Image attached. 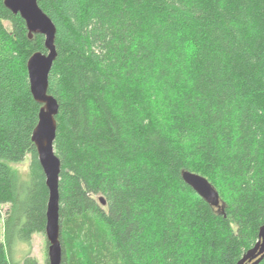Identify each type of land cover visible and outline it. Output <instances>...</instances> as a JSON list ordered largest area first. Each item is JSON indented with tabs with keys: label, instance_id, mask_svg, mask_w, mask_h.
Instances as JSON below:
<instances>
[{
	"label": "trees",
	"instance_id": "obj_1",
	"mask_svg": "<svg viewBox=\"0 0 264 264\" xmlns=\"http://www.w3.org/2000/svg\"><path fill=\"white\" fill-rule=\"evenodd\" d=\"M4 3L0 264H20L14 248L47 224L27 68L47 50ZM38 3L57 28L62 264H239L264 225V0ZM28 158L23 177L14 165ZM184 171L209 181L224 212ZM30 254L21 264H38Z\"/></svg>",
	"mask_w": 264,
	"mask_h": 264
},
{
	"label": "water",
	"instance_id": "obj_2",
	"mask_svg": "<svg viewBox=\"0 0 264 264\" xmlns=\"http://www.w3.org/2000/svg\"><path fill=\"white\" fill-rule=\"evenodd\" d=\"M4 4L9 11L14 15H20L25 21L29 39H33L34 35H42L45 38L47 53H35L30 57L27 64L31 93L34 100L42 106L32 140L37 148L39 162L49 190L45 229L48 242V261L49 264H62L63 250L59 213L61 162L55 153L56 117L60 106L58 101L49 93V76L58 56L55 44L57 28L40 8L38 0H5ZM182 178L205 202L224 212L219 193L206 178L188 171L182 173ZM101 203L105 204L103 199H101ZM259 256L262 258L264 256V225L260 229L259 241L256 246L239 264H244L247 260L252 262Z\"/></svg>",
	"mask_w": 264,
	"mask_h": 264
},
{
	"label": "rangeland",
	"instance_id": "obj_3",
	"mask_svg": "<svg viewBox=\"0 0 264 264\" xmlns=\"http://www.w3.org/2000/svg\"><path fill=\"white\" fill-rule=\"evenodd\" d=\"M29 164L30 159H26L22 164L14 165V169L23 177H27L29 174ZM4 239V228L3 220L0 219V242H3ZM28 250H31L30 256L38 261V264H47L48 260V242L46 235L44 234H35L32 239L30 248L21 245L18 248H14L12 257L16 262L21 264V261L24 259Z\"/></svg>",
	"mask_w": 264,
	"mask_h": 264
},
{
	"label": "bare ground",
	"instance_id": "obj_4",
	"mask_svg": "<svg viewBox=\"0 0 264 264\" xmlns=\"http://www.w3.org/2000/svg\"><path fill=\"white\" fill-rule=\"evenodd\" d=\"M12 168V167H11Z\"/></svg>",
	"mask_w": 264,
	"mask_h": 264
}]
</instances>
